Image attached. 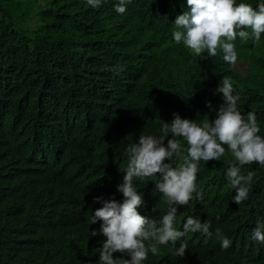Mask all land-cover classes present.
Wrapping results in <instances>:
<instances>
[{
  "label": "clouds",
  "instance_id": "obj_1",
  "mask_svg": "<svg viewBox=\"0 0 264 264\" xmlns=\"http://www.w3.org/2000/svg\"><path fill=\"white\" fill-rule=\"evenodd\" d=\"M131 3L118 0L114 9L124 14ZM86 4L98 8L101 0H86ZM187 6L190 11L178 15L173 23L176 48L163 61L160 77L150 79L145 88L146 97L160 106V123L152 131L151 125L141 130L137 138L130 134V144L121 148L125 147L129 158L127 168L117 167L113 174L97 171L100 160L121 150L114 137H124L125 129L120 133L119 125L98 127L95 121L101 117L86 100L71 99L81 96L78 85L89 83H79L74 76L59 80L69 95L66 106L36 97L63 119L73 120L68 115L78 111V121H87L72 155L67 145L53 140L30 156L32 165L45 173L60 174L74 193L60 210L58 223L64 228L63 235L51 241L45 253H38L44 264H224L226 252L230 257L239 254L242 264H264V224L254 228L256 224L249 223L243 209L254 176L250 166L264 167V120L241 98L228 77L216 81L218 97L210 99H201L180 80L189 76L181 61L186 49L195 56L207 53L210 58L220 52L223 61L234 68L237 37L247 41L250 35L245 29H250L253 42L259 43L264 34V3L253 8L236 0H187ZM165 82L187 91V110L174 107V93ZM49 89L50 85H40L36 94ZM60 125L65 127L62 132L72 131L65 122ZM0 150L3 167L24 158L16 153L11 139L1 143ZM64 156L69 158L67 163ZM215 168L221 170V183H228L229 194L223 191L228 204L218 209V218L225 224L210 229L208 222L189 216L186 207L193 193L202 199L198 183ZM76 174L83 176L78 187L72 184ZM75 204L83 211L74 210ZM39 227V223H22L7 253L9 261L22 252H34L26 240L37 239ZM72 229L88 237L86 245L96 249L94 257L84 255L76 260V249L63 244L66 239L75 240L77 234ZM161 246L174 255L171 263L165 260L166 254L162 258L151 255H158ZM198 253L207 261H198Z\"/></svg>",
  "mask_w": 264,
  "mask_h": 264
},
{
  "label": "trees",
  "instance_id": "obj_2",
  "mask_svg": "<svg viewBox=\"0 0 264 264\" xmlns=\"http://www.w3.org/2000/svg\"><path fill=\"white\" fill-rule=\"evenodd\" d=\"M117 2L101 0L100 7L92 8L86 0H0V144L11 139L16 153L24 157L3 167L0 150V264H44L38 253H45L50 242L63 235L64 228L58 223L60 210L66 199L74 195L73 186L64 183L60 174L37 169L30 156L53 140L67 145V152L72 155L78 133L87 121H78V111L68 115L73 120L63 119L36 97L66 106L69 95L59 80L74 76L79 83H89L78 85L81 96L70 97L86 100L90 109L100 115L95 121L98 127L119 125L120 133L125 129L124 137H114V144L120 149L130 144L127 140L131 133L136 135L149 125L152 131L160 123V106L146 97L145 88L150 79L160 77L163 61L176 48L173 23L178 15L190 11L187 0H132L124 14L115 11ZM236 3L256 8L264 0ZM245 30L250 38L241 41L237 37L234 42L238 55L234 68L223 61L220 52L210 58L207 53L195 56L186 49L181 61L189 76L180 80L201 99H210L218 97L214 93L216 81L228 77L241 98L264 120V34L259 43H254L251 30ZM165 83L168 91L174 93V107L187 110V91ZM40 85H50V89L36 94ZM60 121L72 131L62 132L65 127ZM124 148L100 160L97 171L113 174L117 167L127 168L129 158ZM64 158L67 163L69 158ZM250 169L254 176L243 209L256 228L258 223L264 224V167L253 163ZM221 177L219 168L209 169L198 183L202 199L193 193L186 207L189 216L208 222L210 229L225 224L218 218V209L228 204L222 193L229 191L228 183L222 184ZM82 178L76 174L72 184L78 187ZM72 208L83 211L76 204ZM24 221L41 225L35 234L37 239L26 240L34 252H22L9 261L7 253ZM72 231L77 234L75 240L66 239L63 244L76 249V260L84 255L87 259L94 257L96 249L86 245L88 237ZM165 254V260L171 263L174 255L165 247H160L158 255L151 253L154 258ZM238 255L230 257L226 252L224 264H242ZM196 259L207 261L201 253Z\"/></svg>",
  "mask_w": 264,
  "mask_h": 264
},
{
  "label": "bare ground",
  "instance_id": "obj_3",
  "mask_svg": "<svg viewBox=\"0 0 264 264\" xmlns=\"http://www.w3.org/2000/svg\"><path fill=\"white\" fill-rule=\"evenodd\" d=\"M208 57V56H207ZM104 114V113H103Z\"/></svg>",
  "mask_w": 264,
  "mask_h": 264
}]
</instances>
